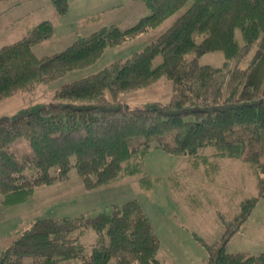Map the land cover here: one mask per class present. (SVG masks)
I'll return each instance as SVG.
<instances>
[{"label": "trees", "instance_id": "1", "mask_svg": "<svg viewBox=\"0 0 264 264\" xmlns=\"http://www.w3.org/2000/svg\"><path fill=\"white\" fill-rule=\"evenodd\" d=\"M142 1L150 13L134 25L103 26L54 54L37 57L32 50L54 37L46 19L24 24L21 37L0 47V99L30 86L45 98L0 117V205L27 200L36 187L68 179L73 168L84 190L134 178L149 193L159 179L146 173L152 149L183 157L185 170L212 182L224 161H239L256 194L240 199L231 217L218 211L224 227L219 241L194 236L207 251L205 264H264V251L226 250L264 198V0ZM51 2L65 14L68 0ZM166 19L169 27L126 59L41 90L92 63L107 46L135 39ZM217 51L221 65L199 62ZM161 76L171 84L169 101L139 107L119 100ZM170 181L179 188L181 181ZM88 230L96 235L89 251L81 241ZM158 251L151 220L131 199L93 217H35L1 251L0 264H160Z\"/></svg>", "mask_w": 264, "mask_h": 264}, {"label": "rangeland", "instance_id": "2", "mask_svg": "<svg viewBox=\"0 0 264 264\" xmlns=\"http://www.w3.org/2000/svg\"><path fill=\"white\" fill-rule=\"evenodd\" d=\"M150 13L142 0H68L63 15L57 14L51 0H4L0 1V47L21 37L23 25L49 20L54 26V37L44 44L32 47L37 57L57 53L77 38L87 36L103 26L116 25L126 29ZM166 19L158 27L148 30L135 39L109 45L98 58L78 70L65 73L56 81L44 84L54 90L95 73L110 63L124 60L153 41L170 25ZM224 60L220 51L206 53L200 63L219 66ZM159 60L156 59V64ZM171 84L165 76L150 80L140 88L120 95L121 102L143 106L151 101L167 102L171 98ZM45 99L40 91L30 87L8 93L0 99V117L12 114L38 100ZM146 173L159 177L149 193L140 190L134 178L119 183L84 190L81 179L73 168L68 179L36 187L31 197L10 206L0 205V254L21 230L35 217L77 216L93 217L110 213L114 204L137 199L151 220L159 239L157 254L160 264H205L207 251L194 236L207 243L219 241L224 227L217 213L230 212V217L240 199L255 195L254 181L239 161H224L223 169L212 180L204 179L200 172L187 168L183 157L173 156L160 149H152L145 157ZM174 177L181 183L171 185ZM89 251L96 241L93 231L81 237ZM227 252L259 254L264 251V198H260L249 218L229 240ZM28 261H31L28 258ZM58 264H80L77 260Z\"/></svg>", "mask_w": 264, "mask_h": 264}]
</instances>
